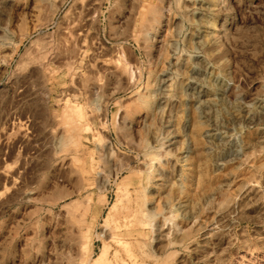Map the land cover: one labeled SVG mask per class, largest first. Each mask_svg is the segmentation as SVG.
<instances>
[{
    "label": "rangeland",
    "instance_id": "1",
    "mask_svg": "<svg viewBox=\"0 0 264 264\" xmlns=\"http://www.w3.org/2000/svg\"><path fill=\"white\" fill-rule=\"evenodd\" d=\"M0 264H264V0H0Z\"/></svg>",
    "mask_w": 264,
    "mask_h": 264
},
{
    "label": "bare ground",
    "instance_id": "2",
    "mask_svg": "<svg viewBox=\"0 0 264 264\" xmlns=\"http://www.w3.org/2000/svg\"><path fill=\"white\" fill-rule=\"evenodd\" d=\"M222 1H223V0H220V2H222ZM126 206H128V205H126ZM122 209L125 210L124 208H122ZM127 211H128V209H127ZM131 217H132V216H131ZM131 217H129L128 219L131 220ZM117 218H119V217H117ZM117 220H118V219H117ZM122 220H124V219H122ZM118 221H119V220H118ZM118 221H117V222H118ZM125 221H126V220H125ZM125 221H123V222H125ZM117 222H116V223H117ZM121 224H122V223H121ZM130 224H132V223H130ZM117 225H119V224L117 223L116 226H114V227L116 228ZM125 225H126V224H125ZM122 226H123V225H122ZM128 227H129V226H128ZM115 228H114V230H115ZM122 228H125V227H122ZM126 228H127V227H126ZM126 228H125V229H126ZM120 229H121V228H120ZM120 229H119V230H120ZM116 230H118V227H117ZM116 230H115V231H116Z\"/></svg>",
    "mask_w": 264,
    "mask_h": 264
}]
</instances>
